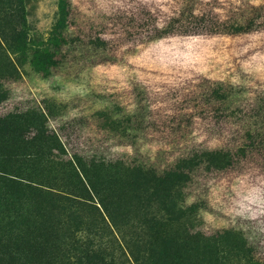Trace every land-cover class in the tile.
<instances>
[{
    "label": "rangeland",
    "instance_id": "obj_1",
    "mask_svg": "<svg viewBox=\"0 0 264 264\" xmlns=\"http://www.w3.org/2000/svg\"><path fill=\"white\" fill-rule=\"evenodd\" d=\"M19 2L21 40L7 18L13 4L0 0V264H264V150L220 172L208 158L148 161L111 116L132 110L142 87L152 110L144 155L156 156L164 134L186 137L182 156L236 145L231 104L264 106V30L142 43L137 18L169 16L176 0H69L68 30L113 44L81 81L50 65L59 0ZM73 50L58 48L61 67ZM193 95L199 106L182 119ZM90 155L99 163L80 160ZM116 159L140 167L109 165Z\"/></svg>",
    "mask_w": 264,
    "mask_h": 264
},
{
    "label": "trees",
    "instance_id": "obj_2",
    "mask_svg": "<svg viewBox=\"0 0 264 264\" xmlns=\"http://www.w3.org/2000/svg\"><path fill=\"white\" fill-rule=\"evenodd\" d=\"M9 4H13L9 8L12 12L7 18L12 22L17 29L16 37L19 40L24 39L25 22L20 8L19 0H7ZM177 8L166 17H160L158 10H144L141 18H137L136 14L131 15L130 21L132 28L135 27L136 19H141L139 25L142 30L141 41L142 43H148L156 39H162L169 36H243L252 34L261 30H264V1L260 4L254 5L246 0H237V3L230 2L227 5H218L212 0H176ZM69 0H59V14L56 21L50 40L54 41L52 46L55 49V53L51 55V67L55 70L70 71L74 75L75 79H84L86 75V69L92 67L95 62L106 61L113 56L112 54V41L105 39L101 35L91 34L80 35L68 30V22L70 19V7ZM121 26V25H116ZM120 32H127L122 30ZM128 33V32H127ZM130 34V33H129ZM130 36V35H129ZM68 39V43L65 38ZM21 42V41H20ZM68 45L75 50L67 52L62 56L61 63L56 61V54L58 48L61 45ZM56 74V73H55ZM84 75V76H83ZM214 86L221 85L214 84ZM144 90V88L140 87ZM140 88L132 90L134 94V108L130 111H124L120 115L113 114L112 117L117 116L120 129L126 130L127 137L131 140L134 146L139 148V156L145 157L148 161L163 158V163L166 160H170L171 164L175 166L195 165L198 167L207 158L217 171H223L235 164H239L242 159H246L249 156L256 155V153L264 150V133L260 128H257V122L259 116L264 115V106L259 104L254 99L244 100L246 102L235 101L231 105L235 114H239V123H236L237 127L230 138H233L236 145L232 147L223 148H200L199 145L193 150L191 154L183 155V150L180 153L179 146H186V137L184 136H168L164 134V139L159 140L156 156L152 158L150 154L144 155L140 146V141H143L147 136V133H142V130L149 128L151 107L149 102L145 98L139 96L138 91ZM216 91V90H215ZM232 94L229 92V97ZM105 101V100H104ZM104 101L101 104H105ZM238 103V104H237ZM237 104V105H235ZM188 107L184 108L182 119L192 118V112L199 106V99L194 95L186 101ZM107 108V107H105ZM107 112H105L106 114ZM104 114V115H105ZM108 114V113H107ZM233 114V113H231ZM116 115V116H115ZM186 123V121H182ZM261 124H264V120ZM188 126L178 122V129L183 130ZM160 137V136H158ZM166 137L168 139H166ZM141 149V151H140ZM263 157L264 166V154ZM137 156V155H136ZM138 161H146L138 158ZM92 155L88 159H93ZM74 163L73 169L83 175L81 171L82 160L84 163H99L97 158L94 161H86L85 158L78 160L77 157H71ZM78 160V161H77ZM155 160V161H156ZM154 161V162H155ZM109 165L118 168L119 166L125 167L130 170L137 169L136 164L128 161H119V159L108 162ZM124 168V169H125ZM91 190V186H88Z\"/></svg>",
    "mask_w": 264,
    "mask_h": 264
}]
</instances>
